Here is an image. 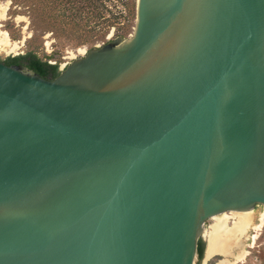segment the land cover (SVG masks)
Returning a JSON list of instances; mask_svg holds the SVG:
<instances>
[{"label":"water","instance_id":"water-1","mask_svg":"<svg viewBox=\"0 0 264 264\" xmlns=\"http://www.w3.org/2000/svg\"><path fill=\"white\" fill-rule=\"evenodd\" d=\"M264 207V0H136L55 79L0 60V264H197Z\"/></svg>","mask_w":264,"mask_h":264},{"label":"rangeland","instance_id":"rangeland-1","mask_svg":"<svg viewBox=\"0 0 264 264\" xmlns=\"http://www.w3.org/2000/svg\"><path fill=\"white\" fill-rule=\"evenodd\" d=\"M104 1L109 20L98 24L93 21L88 25L93 26L95 30L83 34L82 30L75 28L74 25L62 23L61 18L57 17L61 11L54 9L50 2H47L49 5L46 9H42L37 0H0V5H5L7 8L6 19L0 23L1 29L7 33L10 41L18 42L20 46L14 51L8 47H0V59L33 52L43 61L60 65L61 69L81 56L78 54L81 49L87 52L110 40L131 36L136 21L135 0ZM82 23L86 22L82 21ZM72 53L76 55L73 59L70 58ZM263 212L262 206L256 207L253 211V226L258 223ZM214 223V218L209 220L206 228ZM256 234L257 238L253 244L252 237ZM204 238L206 247L199 264H203L206 258V236ZM232 245L236 254L241 252L240 247L249 252L244 261L237 264H264V227L259 232L251 227L245 235L238 234ZM219 259L220 256H215L207 263L216 264ZM228 259L234 260L233 257Z\"/></svg>","mask_w":264,"mask_h":264},{"label":"bare ground","instance_id":"bare-ground-1","mask_svg":"<svg viewBox=\"0 0 264 264\" xmlns=\"http://www.w3.org/2000/svg\"><path fill=\"white\" fill-rule=\"evenodd\" d=\"M7 8L5 5H0V23L6 19ZM0 47H8L11 51L19 49L18 42L10 41L6 32L2 31L0 24ZM85 50H79L78 54H85ZM74 53L70 58H75ZM215 223L206 228L204 237L207 240L206 258L203 264H208V260L215 256H220L216 264H237L244 261L249 254L247 249L241 248V252L235 253L232 243L239 235H245L252 227L258 232L264 227V212L261 213L258 223L253 226V211L250 212H228L223 215L214 217ZM231 223V224H230ZM253 244L257 238V234L252 237ZM241 244V242L239 243ZM233 257L234 260L228 259Z\"/></svg>","mask_w":264,"mask_h":264},{"label":"trees","instance_id":"trees-1","mask_svg":"<svg viewBox=\"0 0 264 264\" xmlns=\"http://www.w3.org/2000/svg\"><path fill=\"white\" fill-rule=\"evenodd\" d=\"M42 9H46L50 2L54 9L61 11L57 17L61 18L62 23L66 25L72 24L78 28L82 33L92 32L95 28L90 27L88 24L94 22L106 23L109 20L106 16V4L104 0H37ZM136 9V0L134 1ZM82 21L86 22L85 24ZM91 21V22H90ZM90 27V28H89ZM7 65L23 64L28 68L34 70L42 77L47 79H55L60 73V65L53 64L48 61H43L35 53L27 52L17 56H8L0 59ZM205 241L200 240L198 246L197 264L201 262L205 251Z\"/></svg>","mask_w":264,"mask_h":264}]
</instances>
